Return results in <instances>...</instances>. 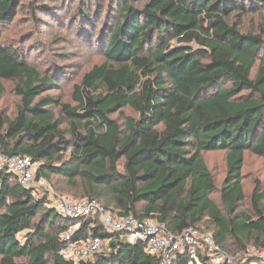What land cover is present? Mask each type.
<instances>
[{"label":"trees","instance_id":"trees-1","mask_svg":"<svg viewBox=\"0 0 264 264\" xmlns=\"http://www.w3.org/2000/svg\"><path fill=\"white\" fill-rule=\"evenodd\" d=\"M118 1L122 17L106 39L107 61L75 85L72 105L45 94L56 81L3 40V27L25 3L0 0V101L5 81L20 97L14 117L0 112V153L41 162L37 175L56 190L55 176L70 185L80 180L88 198L120 217L152 218L174 234L209 229L222 249L234 240L244 250H264L260 180L251 213L236 210L246 198V153L264 159V23L246 25L264 0ZM28 6L35 17V6L45 7L39 0ZM91 10L83 3L85 24H94ZM124 108L137 115L123 122L112 116ZM211 151L225 152L221 186L205 156ZM42 193L0 170V264H76L59 251L77 223L74 238L105 240L103 251L79 264H210L201 252L192 259L189 248L163 262L142 240L130 242L90 217L58 213ZM257 260L246 255L237 264Z\"/></svg>","mask_w":264,"mask_h":264},{"label":"rangeland","instance_id":"rangeland-1","mask_svg":"<svg viewBox=\"0 0 264 264\" xmlns=\"http://www.w3.org/2000/svg\"><path fill=\"white\" fill-rule=\"evenodd\" d=\"M23 1L25 5L22 9L24 10L11 24L3 27V40L21 48L32 65L43 75H49L56 81L58 86L45 94L74 105L75 85L81 83L87 71L107 61L106 39L122 17L121 3L118 0H39L45 7L35 6V17L31 12L33 9L28 6L29 0ZM143 1L132 0L134 3ZM83 3H87L92 8V15H94L92 25L85 24L82 19H79ZM251 23H264V7L260 12L247 18V27H250ZM192 45L195 48L199 47L196 43ZM5 86L6 92L0 101V112L14 117L20 97L15 92L13 82L5 81ZM55 111L58 116H62L59 108ZM126 115L136 116L137 114L130 108H124L122 112H116L112 116L123 122ZM64 126H67V122ZM205 156L218 185L221 186L226 175L225 152L211 151L205 153ZM257 180H260L261 189L264 190V159L247 152L244 166L246 198L237 206V212L251 213V196ZM54 182L59 188L56 190L51 183L55 192L65 198L78 200L90 197L86 194V187L80 180L70 185L66 178L55 176ZM213 198L227 213V205L223 203L221 194L215 193ZM95 199L103 205L104 202L101 199ZM208 232L211 233V230L208 229ZM246 255L259 259L254 264H264V250L254 246L244 250L234 240H229L220 253L208 259L210 264H237L242 258L245 260Z\"/></svg>","mask_w":264,"mask_h":264},{"label":"built area","instance_id":"built-area-1","mask_svg":"<svg viewBox=\"0 0 264 264\" xmlns=\"http://www.w3.org/2000/svg\"><path fill=\"white\" fill-rule=\"evenodd\" d=\"M40 164L41 162L29 155L6 156L0 153V170L14 172L27 188L43 190V194L49 197L47 206L71 218L90 217L99 220L108 230L120 232L122 237L130 242L142 240L146 243V250L157 255L163 262L172 263L186 248H189L192 259H197L198 252L214 257L222 251L212 233H206L196 227L189 226L180 234H174L168 230L165 223H159L152 218L139 219L134 214L120 217L95 198H65L55 192L45 176L37 175ZM79 227L80 223L72 225L63 234L65 243L59 251V255L76 264L93 259L97 253L103 251L105 245V240L95 234L74 238L73 234Z\"/></svg>","mask_w":264,"mask_h":264}]
</instances>
